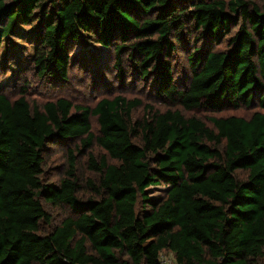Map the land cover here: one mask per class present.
<instances>
[{
	"label": "trees",
	"instance_id": "1",
	"mask_svg": "<svg viewBox=\"0 0 264 264\" xmlns=\"http://www.w3.org/2000/svg\"><path fill=\"white\" fill-rule=\"evenodd\" d=\"M20 25L39 76L66 81L71 45L91 40L111 49L120 81L133 71L170 106L259 110L208 126L147 107L132 121L141 102L121 95L90 107L0 92V264H163L164 251L176 264H264V1L0 0V43L25 36ZM193 33L202 44L187 50L180 86L171 57ZM73 139L106 153L89 157L87 196L71 150L63 177L45 180L48 146ZM47 206L70 215L41 233Z\"/></svg>",
	"mask_w": 264,
	"mask_h": 264
},
{
	"label": "rangeland",
	"instance_id": "2",
	"mask_svg": "<svg viewBox=\"0 0 264 264\" xmlns=\"http://www.w3.org/2000/svg\"><path fill=\"white\" fill-rule=\"evenodd\" d=\"M262 3L264 0H253ZM26 31L29 26L20 25ZM236 30L232 31V33ZM29 33V32H28ZM9 35L0 43V92L5 93L10 99L23 96L32 104L41 105L47 101L58 98H65L74 105L92 107L103 97L121 95L127 99H137L141 104L131 113L132 121L144 118L147 107L163 111L167 108H178L170 106L163 99L157 98L147 81L140 80L133 71H128L123 81L117 75L114 65V54L111 49H103L91 40H84L81 44L71 45V62L68 68L66 81H54L39 76L38 70L33 64V39L29 34ZM196 33L189 40L186 50L179 49L171 57V64L174 78L177 83L185 85L189 81V68L187 63V50L201 46L202 40H195ZM225 38L221 44L215 45L216 50L226 49ZM259 110L254 107L226 108L220 111L191 110L183 111L187 116L201 118L208 126H212L209 118L212 116L236 115L249 117L252 112ZM91 131L94 136L99 135V126L95 117L90 118ZM71 150L76 157V169L78 182L82 186L79 196H87L90 188L86 183L90 180L96 182V174L89 169L88 160L92 156L96 161L106 156L105 151L99 147L95 140L90 148H83L80 139L64 141L58 144L49 145L46 151L44 170L45 180L57 183L63 177L68 167V151ZM107 158V157H106ZM110 161V159L108 158ZM164 194L162 188L153 187L149 189L151 197H158ZM46 211L50 221H41L39 228L41 233H47L51 227L58 224L63 218L70 215V211L64 207L47 206ZM163 264H176L173 254L164 251L161 255Z\"/></svg>",
	"mask_w": 264,
	"mask_h": 264
}]
</instances>
